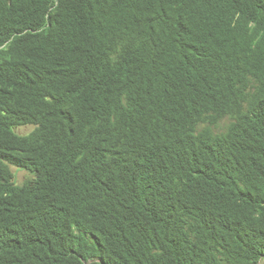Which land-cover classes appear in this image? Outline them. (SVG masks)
Masks as SVG:
<instances>
[{
	"label": "trees",
	"instance_id": "obj_1",
	"mask_svg": "<svg viewBox=\"0 0 264 264\" xmlns=\"http://www.w3.org/2000/svg\"><path fill=\"white\" fill-rule=\"evenodd\" d=\"M0 264H264V0H0Z\"/></svg>",
	"mask_w": 264,
	"mask_h": 264
},
{
	"label": "rangeland",
	"instance_id": "obj_2",
	"mask_svg": "<svg viewBox=\"0 0 264 264\" xmlns=\"http://www.w3.org/2000/svg\"><path fill=\"white\" fill-rule=\"evenodd\" d=\"M33 130H34L33 127H26L21 129L19 133L26 135V134H30ZM14 175H15L14 181L17 185L23 184L28 179L32 178V176L24 169L14 168Z\"/></svg>",
	"mask_w": 264,
	"mask_h": 264
},
{
	"label": "clouds",
	"instance_id": "obj_3",
	"mask_svg": "<svg viewBox=\"0 0 264 264\" xmlns=\"http://www.w3.org/2000/svg\"><path fill=\"white\" fill-rule=\"evenodd\" d=\"M229 123H230V120H229V119H225V120L221 123V127L224 128V127H225L226 125H228ZM27 127H33L34 130H35V127H34V126H27ZM23 128H26V127H23ZM23 128H21V129H23ZM21 129H17V133H18V134H20L19 131H20ZM20 135H24V134H20ZM26 135H27V134H26ZM10 168H11V171H12V173H13V183H14L16 186H24L28 181L35 179V175H34L33 173H31L30 171L24 169V168H19V167H16V166H11ZM14 168H18V169H24V170H26V172H28V173L32 176V178L28 179V180H27L26 182H24L23 184H19V185H17V184L15 183V181H14V178H15V175H14Z\"/></svg>",
	"mask_w": 264,
	"mask_h": 264
}]
</instances>
